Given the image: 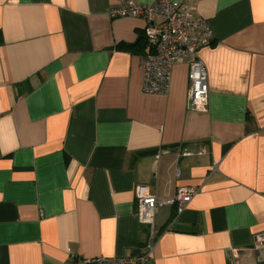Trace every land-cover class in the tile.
<instances>
[{"label":"crops","instance_id":"obj_1","mask_svg":"<svg viewBox=\"0 0 264 264\" xmlns=\"http://www.w3.org/2000/svg\"><path fill=\"white\" fill-rule=\"evenodd\" d=\"M175 1L212 28L206 111L186 62L143 91L145 21L110 17L120 0H0V264L140 255L137 185L199 188L159 207L155 264H264V0Z\"/></svg>","mask_w":264,"mask_h":264},{"label":"built area","instance_id":"obj_2","mask_svg":"<svg viewBox=\"0 0 264 264\" xmlns=\"http://www.w3.org/2000/svg\"><path fill=\"white\" fill-rule=\"evenodd\" d=\"M112 18L134 16L145 21L144 34L149 49L139 56V65L144 72L142 89L151 94H167L170 90L172 68L186 62L189 67L190 86L188 105L196 111H206L209 105V82L206 66L199 51L213 40L210 23L206 19H194L191 8L175 0H153L148 4L138 0H120L110 8ZM185 150L183 155H192ZM136 216L140 223L149 225V236L144 251L138 256L107 258L103 256H77L70 254L66 264H155L152 254L157 236L155 215L162 205L175 204L182 212L199 192L198 187L182 186L169 201H160L147 186L135 188ZM260 257L264 258V232L256 240Z\"/></svg>","mask_w":264,"mask_h":264},{"label":"trees","instance_id":"obj_3","mask_svg":"<svg viewBox=\"0 0 264 264\" xmlns=\"http://www.w3.org/2000/svg\"><path fill=\"white\" fill-rule=\"evenodd\" d=\"M119 45L122 46L123 44H119ZM132 46H133V45H126V47H128V48H129V47H132Z\"/></svg>","mask_w":264,"mask_h":264}]
</instances>
